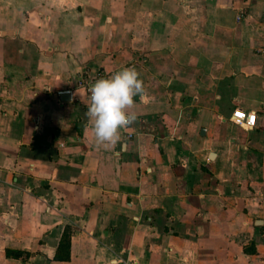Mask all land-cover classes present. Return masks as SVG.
I'll use <instances>...</instances> for the list:
<instances>
[{"label":"crops","instance_id":"obj_1","mask_svg":"<svg viewBox=\"0 0 264 264\" xmlns=\"http://www.w3.org/2000/svg\"><path fill=\"white\" fill-rule=\"evenodd\" d=\"M125 66L98 145L79 74ZM113 258L264 264V0H0V264Z\"/></svg>","mask_w":264,"mask_h":264},{"label":"clouds","instance_id":"obj_2","mask_svg":"<svg viewBox=\"0 0 264 264\" xmlns=\"http://www.w3.org/2000/svg\"><path fill=\"white\" fill-rule=\"evenodd\" d=\"M136 96L140 101L147 100L143 81L132 66L122 67L89 85L86 115L98 145L114 144L119 139V130L136 119V113L127 111ZM109 264H118V260L113 258Z\"/></svg>","mask_w":264,"mask_h":264},{"label":"built area","instance_id":"obj_3","mask_svg":"<svg viewBox=\"0 0 264 264\" xmlns=\"http://www.w3.org/2000/svg\"><path fill=\"white\" fill-rule=\"evenodd\" d=\"M248 13L244 8H239L237 19H242L247 17ZM96 79L90 78L87 73L79 74L77 80V86L82 88L87 96L89 97V85L92 84ZM233 120L243 126L253 127L256 122V113L254 112H246L243 109H237L233 112ZM126 127V126H125ZM131 136V133H129Z\"/></svg>","mask_w":264,"mask_h":264}]
</instances>
